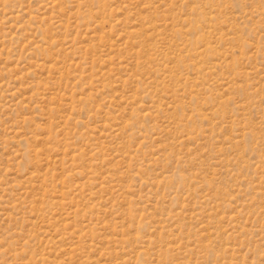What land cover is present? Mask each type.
<instances>
[{
  "label": "rangeland",
  "instance_id": "obj_1",
  "mask_svg": "<svg viewBox=\"0 0 264 264\" xmlns=\"http://www.w3.org/2000/svg\"><path fill=\"white\" fill-rule=\"evenodd\" d=\"M0 264H264V0H0Z\"/></svg>",
  "mask_w": 264,
  "mask_h": 264
}]
</instances>
